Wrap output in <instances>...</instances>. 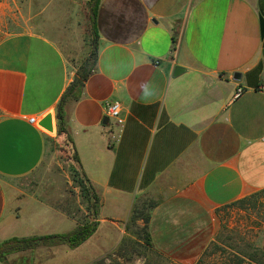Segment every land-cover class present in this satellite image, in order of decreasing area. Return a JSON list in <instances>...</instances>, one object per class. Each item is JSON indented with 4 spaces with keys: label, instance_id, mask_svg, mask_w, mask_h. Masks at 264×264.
I'll use <instances>...</instances> for the list:
<instances>
[{
    "label": "crops",
    "instance_id": "1",
    "mask_svg": "<svg viewBox=\"0 0 264 264\" xmlns=\"http://www.w3.org/2000/svg\"><path fill=\"white\" fill-rule=\"evenodd\" d=\"M95 28L94 66L62 109L69 160L97 196L96 228L74 248L38 247L35 264H91L117 245L144 194L164 250L264 188V0H99ZM65 51L44 31L0 39V243L82 224L21 181L66 135L57 111L75 69ZM106 101L120 103V125ZM48 113L53 131L28 120ZM15 254L34 263L31 251Z\"/></svg>",
    "mask_w": 264,
    "mask_h": 264
},
{
    "label": "rangeland",
    "instance_id": "2",
    "mask_svg": "<svg viewBox=\"0 0 264 264\" xmlns=\"http://www.w3.org/2000/svg\"><path fill=\"white\" fill-rule=\"evenodd\" d=\"M88 1L0 0V39L14 32L44 31L66 47L76 74L93 39ZM71 156L66 139L56 138L45 161L21 181L31 189L44 191V198L69 210L78 222L84 223L90 217L93 223L96 214L92 206L97 196L69 160ZM258 191L216 208L212 221L202 228H193L189 236L179 237V245L172 243L164 250L155 247L149 231L154 200L148 194L141 195L134 202L133 217L124 223L117 245L91 264L264 263V192L252 196ZM171 241L174 242V237ZM42 246L49 245L26 250L32 252V261L37 258V248ZM10 253L6 256L11 258V264H23L22 254Z\"/></svg>",
    "mask_w": 264,
    "mask_h": 264
},
{
    "label": "trees",
    "instance_id": "3",
    "mask_svg": "<svg viewBox=\"0 0 264 264\" xmlns=\"http://www.w3.org/2000/svg\"><path fill=\"white\" fill-rule=\"evenodd\" d=\"M88 2H89L88 18H89V25H90V30L92 32V38H93L91 40V48L89 52L85 55V57L81 60L76 70L74 79L72 80L67 90L62 95L60 103H59V108L57 111V119H58L57 131L59 134H66L63 140L66 139L68 143H69L70 138L67 132L66 121L64 118V111L62 109L63 102L64 100L70 97L73 98L77 96L78 90L83 85L84 80L90 74L94 66V63L96 61V58H97V50H96L97 33H96V28H95V21H96L97 6H98L99 0H89ZM73 157L77 161L76 155H74ZM83 179L89 185V183L85 180L84 177ZM89 187L91 186L89 185ZM260 192H264V188L254 193L252 196H256ZM92 207L94 208V211H95L94 213L96 214V209H97L96 197H95V202ZM132 217H133V210H132V214L129 219H131ZM144 222L145 224H147L148 217L144 218ZM95 228H96V222H93V223L84 222L82 224L77 225L74 229L68 232H65V233H55V234H47V235H39V236L23 237V238L13 237V238L4 240L0 243V260L5 261L6 255L9 252H17L21 250L34 249L38 245L53 246V245H59V244H66L70 248L77 247L83 241H85L88 237L92 235V233L95 231ZM253 263H256V262H253ZM256 264H264V263H256Z\"/></svg>",
    "mask_w": 264,
    "mask_h": 264
},
{
    "label": "built area",
    "instance_id": "4",
    "mask_svg": "<svg viewBox=\"0 0 264 264\" xmlns=\"http://www.w3.org/2000/svg\"><path fill=\"white\" fill-rule=\"evenodd\" d=\"M241 88H238L235 91L234 97H237L240 93H241ZM104 107H105V112H106V116L109 119H112L114 121V123L116 125H120L122 123V118H121V105L118 101H106L104 103ZM30 122L35 123L36 125H38L40 128H43L42 126L39 125L38 120L35 117H29L28 119ZM46 130V129H45ZM48 131V130H46Z\"/></svg>",
    "mask_w": 264,
    "mask_h": 264
},
{
    "label": "water",
    "instance_id": "5",
    "mask_svg": "<svg viewBox=\"0 0 264 264\" xmlns=\"http://www.w3.org/2000/svg\"><path fill=\"white\" fill-rule=\"evenodd\" d=\"M182 69L178 66L174 68V75L178 74ZM235 78H239V74L235 73L234 74ZM105 121L108 120L107 117L104 118ZM39 125L45 128L48 131H53V125H52V119H51V114L48 113L46 116H44L40 121Z\"/></svg>",
    "mask_w": 264,
    "mask_h": 264
}]
</instances>
